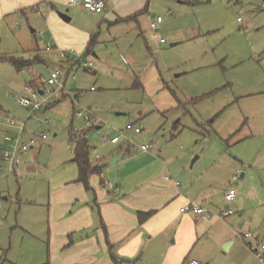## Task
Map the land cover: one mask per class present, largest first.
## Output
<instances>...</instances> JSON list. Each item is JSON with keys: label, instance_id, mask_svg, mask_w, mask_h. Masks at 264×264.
<instances>
[{"label": "rangeland", "instance_id": "1", "mask_svg": "<svg viewBox=\"0 0 264 264\" xmlns=\"http://www.w3.org/2000/svg\"><path fill=\"white\" fill-rule=\"evenodd\" d=\"M62 7L53 9L55 15L61 21L59 13L73 18L63 25L90 30L95 37L91 51L88 45L82 49L56 44L49 5L44 9L29 5L0 17V57L32 60L39 54L59 64V51L45 50L50 44L81 52L94 72L75 67L62 77L60 89L47 84L53 66L34 64L18 72L0 61V144L6 136L16 135V130L8 128L7 117L26 123L29 135H47L37 152L23 157L16 174L0 173V263L59 264L58 252L64 248L55 252L57 242L51 247L48 240L53 229L49 210L62 199L55 191L78 176L71 134L87 135L91 159H102L105 154L110 163L112 154L127 147L138 154L142 146H152L150 152L170 157L176 170L195 179L226 155L238 161L241 171L235 175L239 180L230 177L226 184L215 186L214 207L235 212L223 219L229 222L242 213L239 203L249 216L255 208L264 227L262 0H145L147 13L139 16V23L115 26L101 24V16L73 13L69 0H62ZM157 17L164 22L155 34L150 27ZM43 32L47 36L40 39L38 34ZM32 84L36 90L52 93L58 104L34 114L31 108L20 106L18 99L28 96L25 87ZM82 112L101 119V129L87 127L78 117ZM45 119L49 125L43 123ZM128 125L142 133L136 134ZM101 136H120L121 143L102 144ZM196 156L199 160L193 165ZM230 188L236 189L238 197L228 204L223 199ZM245 232L241 227L234 247L228 249L202 240L190 260L259 264L243 239ZM162 258L160 252L148 264H161Z\"/></svg>", "mask_w": 264, "mask_h": 264}, {"label": "crops", "instance_id": "2", "mask_svg": "<svg viewBox=\"0 0 264 264\" xmlns=\"http://www.w3.org/2000/svg\"><path fill=\"white\" fill-rule=\"evenodd\" d=\"M106 2L107 8L102 14H94L79 5H72L70 0L69 7L74 8L73 13L101 16V24L111 26L126 22L139 23V16L147 13V8H144L145 0ZM29 5L33 8L41 6L43 9L47 5L50 6L52 10L48 15L49 25L55 32V42L60 47L78 46L84 49L86 45H90L93 39L90 30L65 26L53 12V9H64L62 0H0V17L13 9L21 8V11H24ZM143 11L136 20L126 21ZM70 19L73 20L72 17ZM31 31L36 33L35 30ZM59 31L63 34L59 35ZM25 61L31 63L29 67L41 63L50 67L57 65L39 54L32 60ZM63 64L67 66L66 63ZM100 129L99 126L96 128ZM44 142L30 152H37ZM118 155H122V158L114 165L107 163L105 154L102 159H91L90 156L91 165L102 168L99 174L90 177V190L82 183L76 182L79 177L78 170L77 178L72 179L66 188L55 191L62 199L50 206L49 219L53 229L48 240L51 247L53 241L57 242L55 252L61 247L64 248L62 253L58 252L59 264H148L150 258L153 255L158 256L160 252L163 257L161 264H187L193 249L202 240H209L210 244L217 248L223 245L234 247L233 239L241 227L245 231H253L257 239H264L262 220L255 208L254 215L249 216L248 210L239 203L237 206L243 209L242 213L229 222L220 217L224 211L216 210L213 205V202H216L212 194L215 186L221 187L230 177L239 180L235 175L241 171L238 161L221 155L209 170H204L201 176L195 179L194 176L188 177L176 170L171 158L164 154L162 157H157L150 151L133 154L130 147H127L126 150L112 154L110 161ZM195 155L191 154L189 159ZM111 165L116 166L113 169L116 171L108 169ZM246 175L245 172L240 179ZM178 180L182 181V184L176 185ZM105 181L112 183L116 191L115 196L111 195ZM230 191L236 193L233 202L228 201L225 196ZM237 197L236 189L230 188L224 193L223 200L228 204L235 203ZM190 202H196L211 212V218L182 214L180 209ZM139 212L154 214L141 224ZM253 256L257 260L254 254ZM257 262L260 264L258 260ZM54 263L56 262L53 261Z\"/></svg>", "mask_w": 264, "mask_h": 264}, {"label": "built area", "instance_id": "3", "mask_svg": "<svg viewBox=\"0 0 264 264\" xmlns=\"http://www.w3.org/2000/svg\"><path fill=\"white\" fill-rule=\"evenodd\" d=\"M72 5H79L86 9L87 11L94 14H102L107 8L106 0H70ZM170 15V12L167 14ZM164 22L162 17H157L155 21L151 24V30L156 34L159 30L160 24ZM47 36L45 32L39 33L38 37L40 39H44ZM161 44L165 43L164 39L160 40ZM47 52H51L54 50L59 51V64L55 65L51 73L49 75V79L47 80V84L50 87H60L62 77L73 70V68L78 67L85 71H93L92 63L84 62L82 58V53H76L75 51H68L59 48H54L52 45L47 44L46 49ZM63 63H66L69 67L66 70ZM76 78V77H75ZM94 90V89H92ZM25 92L27 93V97H22L18 99V104L25 108H31V114L41 112L42 110H46L52 106H54L58 101L54 98L53 94L49 95L46 92L41 94V91L34 89V84L28 85L25 87ZM78 117L83 118L87 127L97 128L98 125H101L102 120L92 115L90 112H82L78 113ZM6 123L14 130H16L15 136H6L2 144H0V173L5 172L6 176L15 174L18 167L23 162V157L29 153L31 150L35 149L41 142L47 140V135L45 133L38 135H29L26 130V123H18L15 119L7 117ZM44 124L49 125L50 121L45 119L43 121ZM127 128L134 129L136 134H141L142 130L140 128L135 127L134 125H128ZM122 134V132H120ZM87 139V135L84 136ZM100 143L102 144H113L116 145L121 141L120 136H115L110 138L108 136H101ZM152 146H142L141 150L144 152H149ZM169 180L170 177H167ZM179 185V183H176ZM105 186L109 188L111 191V195L115 196L116 191L110 181H105ZM226 199L230 202H233L236 197V193L234 191H230L226 193ZM1 209V202H0ZM182 214H192L200 218H211L212 213L207 211L204 207L200 206L196 202H190L187 205L183 206L180 209ZM234 214L232 210H228L221 214V218H227L230 215ZM243 239L247 242V246L249 250L255 255L260 264H264V239L260 240L255 237V235L246 231L243 235ZM254 240V242H252ZM187 264H201L199 261L191 259L187 262Z\"/></svg>", "mask_w": 264, "mask_h": 264}, {"label": "trees", "instance_id": "4", "mask_svg": "<svg viewBox=\"0 0 264 264\" xmlns=\"http://www.w3.org/2000/svg\"><path fill=\"white\" fill-rule=\"evenodd\" d=\"M262 6L264 8V0H262ZM143 12L139 13L138 15L127 19L126 21L136 20L139 15ZM95 37L90 42L88 46L89 50L92 48L95 42ZM91 51V50H90ZM0 61H6L10 63L18 72L27 69L31 63L29 61H25L21 58H17L15 56H2L0 57ZM58 104V102L56 103ZM55 104V105H56ZM71 141L74 143V162L76 163L78 170H79V177L76 182L82 183L87 190H90L89 180L90 177L99 174L102 171L101 167H93L91 165L90 156H91V147L83 136H76L71 134ZM154 213L153 212H139L138 218L141 224L145 223ZM0 264H3L1 262Z\"/></svg>", "mask_w": 264, "mask_h": 264}, {"label": "water", "instance_id": "5", "mask_svg": "<svg viewBox=\"0 0 264 264\" xmlns=\"http://www.w3.org/2000/svg\"><path fill=\"white\" fill-rule=\"evenodd\" d=\"M59 16L60 18L65 21V22H70L71 19L66 15V14H62V13H59ZM172 46H175V44H172ZM41 94H43V92L41 91ZM122 158V155H118L116 157H114L113 159H111L110 163L111 164H116L120 159ZM199 159V156H196L192 162V164H194L197 160ZM103 167H106V165H103ZM4 199H7V197H5ZM228 245H226V248L228 249Z\"/></svg>", "mask_w": 264, "mask_h": 264}]
</instances>
